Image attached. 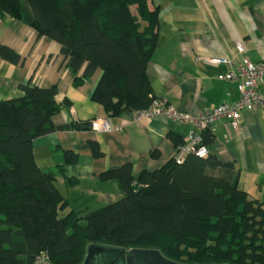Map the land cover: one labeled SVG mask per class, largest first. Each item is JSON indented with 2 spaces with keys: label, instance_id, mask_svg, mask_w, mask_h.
<instances>
[{
  "label": "trees",
  "instance_id": "1",
  "mask_svg": "<svg viewBox=\"0 0 264 264\" xmlns=\"http://www.w3.org/2000/svg\"><path fill=\"white\" fill-rule=\"evenodd\" d=\"M150 1L0 0V16L56 42L75 86L100 70L92 100L114 117L151 104L146 68L160 10ZM0 58L21 62L3 45ZM20 89L21 97L0 101V264H32L39 253L52 264H81L89 245L157 250L179 264H264V197L251 199L236 184L233 164L213 155L190 154L181 163L172 157L136 181L125 163L101 175L117 183L118 201L64 213L68 201L55 172L41 169L32 155L34 139L69 127L51 123L61 107L57 86ZM201 136L205 148L214 137L208 130ZM171 138L176 150L182 146L180 135ZM64 154L60 172L76 163Z\"/></svg>",
  "mask_w": 264,
  "mask_h": 264
},
{
  "label": "crops",
  "instance_id": "2",
  "mask_svg": "<svg viewBox=\"0 0 264 264\" xmlns=\"http://www.w3.org/2000/svg\"><path fill=\"white\" fill-rule=\"evenodd\" d=\"M159 7L158 39L146 68L150 97L165 100L177 112L212 110L239 98L236 82L221 81L230 66L207 65L200 57H227L231 68L243 59L264 63V0H151ZM0 45L21 58L11 64L0 58V101L22 96L21 86H57L60 110L52 116L57 129L33 140L36 164L55 172V184L68 201L64 213H84L118 201L122 194L114 180L101 175L125 163L132 165L136 181L143 171L160 169L176 151L172 135L186 144L189 133L199 132L190 124L163 118L135 120L133 113L109 117L92 100L101 71L75 86V75L66 66L59 45L38 36L22 21L0 16ZM237 46L243 48L238 51ZM81 75V71L77 76ZM260 90L264 93V80ZM108 118L120 131L101 132L90 128L94 120ZM233 129L230 122H216L209 155L232 163L234 180L251 198L264 197V109L243 110ZM92 145L98 151L95 155ZM65 152L76 163H65Z\"/></svg>",
  "mask_w": 264,
  "mask_h": 264
},
{
  "label": "built area",
  "instance_id": "3",
  "mask_svg": "<svg viewBox=\"0 0 264 264\" xmlns=\"http://www.w3.org/2000/svg\"><path fill=\"white\" fill-rule=\"evenodd\" d=\"M240 53L243 48L237 46ZM207 65H226L230 66L224 76H219L221 81L236 82L239 85V95L236 102L220 104L212 110H195L188 113H180L168 104L165 100L152 97L151 104L148 108L133 113L135 120L163 118L166 121L178 124H190L199 132L189 133L186 137V144L178 148L174 153V160L181 163L187 155H194L198 158H206L208 150L202 145L201 132L208 130L214 132L216 122L227 120L233 129L238 127V118L243 110L250 111L257 108L264 109V93L260 90L264 80V63H252L243 59L242 63L235 68H231L233 62L227 57L210 56L200 57L198 61ZM90 128L101 132L120 131V127L113 125L108 118L94 120L90 123ZM32 264H52L49 257L45 253H39Z\"/></svg>",
  "mask_w": 264,
  "mask_h": 264
},
{
  "label": "water",
  "instance_id": "4",
  "mask_svg": "<svg viewBox=\"0 0 264 264\" xmlns=\"http://www.w3.org/2000/svg\"><path fill=\"white\" fill-rule=\"evenodd\" d=\"M81 264H179L164 258L157 250L132 249L125 251L89 245Z\"/></svg>",
  "mask_w": 264,
  "mask_h": 264
},
{
  "label": "rangeland",
  "instance_id": "5",
  "mask_svg": "<svg viewBox=\"0 0 264 264\" xmlns=\"http://www.w3.org/2000/svg\"><path fill=\"white\" fill-rule=\"evenodd\" d=\"M132 12L134 13V15L136 14V9H135V7L132 8Z\"/></svg>",
  "mask_w": 264,
  "mask_h": 264
}]
</instances>
